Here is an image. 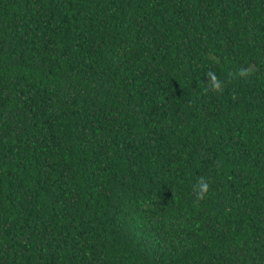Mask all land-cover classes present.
I'll return each instance as SVG.
<instances>
[{
    "label": "trees",
    "instance_id": "obj_1",
    "mask_svg": "<svg viewBox=\"0 0 264 264\" xmlns=\"http://www.w3.org/2000/svg\"><path fill=\"white\" fill-rule=\"evenodd\" d=\"M0 264H264V0H0Z\"/></svg>",
    "mask_w": 264,
    "mask_h": 264
},
{
    "label": "clouds",
    "instance_id": "obj_2",
    "mask_svg": "<svg viewBox=\"0 0 264 264\" xmlns=\"http://www.w3.org/2000/svg\"><path fill=\"white\" fill-rule=\"evenodd\" d=\"M244 73H241V75H243ZM208 75H210L212 77L211 79V89L213 91H222V84L221 81L216 77V75L212 72H209ZM208 89H205V91H207ZM197 187L199 188V193L197 196V199H203L204 194L208 191V183L204 180V178H201L198 182Z\"/></svg>",
    "mask_w": 264,
    "mask_h": 264
}]
</instances>
